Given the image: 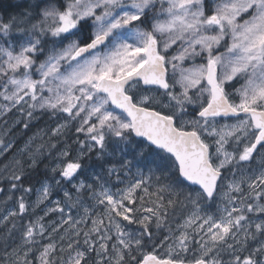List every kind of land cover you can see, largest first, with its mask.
Instances as JSON below:
<instances>
[{
    "label": "snow or ice",
    "instance_id": "1",
    "mask_svg": "<svg viewBox=\"0 0 264 264\" xmlns=\"http://www.w3.org/2000/svg\"><path fill=\"white\" fill-rule=\"evenodd\" d=\"M0 264H264V0L0 3Z\"/></svg>",
    "mask_w": 264,
    "mask_h": 264
},
{
    "label": "trees",
    "instance_id": "2",
    "mask_svg": "<svg viewBox=\"0 0 264 264\" xmlns=\"http://www.w3.org/2000/svg\"><path fill=\"white\" fill-rule=\"evenodd\" d=\"M9 0H0V3L7 4Z\"/></svg>",
    "mask_w": 264,
    "mask_h": 264
}]
</instances>
